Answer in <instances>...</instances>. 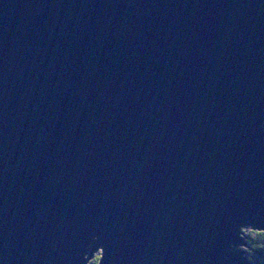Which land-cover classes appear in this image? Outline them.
Masks as SVG:
<instances>
[{
	"label": "water",
	"instance_id": "obj_1",
	"mask_svg": "<svg viewBox=\"0 0 264 264\" xmlns=\"http://www.w3.org/2000/svg\"><path fill=\"white\" fill-rule=\"evenodd\" d=\"M241 228L264 0H0V264H252Z\"/></svg>",
	"mask_w": 264,
	"mask_h": 264
},
{
	"label": "trees",
	"instance_id": "obj_2",
	"mask_svg": "<svg viewBox=\"0 0 264 264\" xmlns=\"http://www.w3.org/2000/svg\"><path fill=\"white\" fill-rule=\"evenodd\" d=\"M247 258L252 264H264V231L248 230L246 232ZM99 254L95 255L91 264H98Z\"/></svg>",
	"mask_w": 264,
	"mask_h": 264
},
{
	"label": "rangeland",
	"instance_id": "obj_3",
	"mask_svg": "<svg viewBox=\"0 0 264 264\" xmlns=\"http://www.w3.org/2000/svg\"><path fill=\"white\" fill-rule=\"evenodd\" d=\"M248 230H251V231H252V229H250V228H248ZM248 230H246V228H241L240 236H241L242 238L244 237V241H245V242H246V232H247ZM247 248H248V247H247V244H246V245L243 244V245H241V246L238 247V249L243 250V251H246ZM99 252H100V251H99ZM95 255H97L96 252H95V254L93 255V257L90 258V259L88 260L87 264H91V261L93 260V258H94Z\"/></svg>",
	"mask_w": 264,
	"mask_h": 264
}]
</instances>
